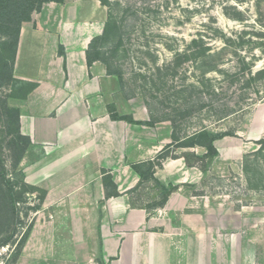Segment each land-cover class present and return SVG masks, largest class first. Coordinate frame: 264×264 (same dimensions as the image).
<instances>
[{
	"label": "crops",
	"instance_id": "crops-1",
	"mask_svg": "<svg viewBox=\"0 0 264 264\" xmlns=\"http://www.w3.org/2000/svg\"><path fill=\"white\" fill-rule=\"evenodd\" d=\"M107 17L99 0L50 1L21 25L12 72L35 87L16 105L20 132L30 139L20 167L26 182L45 190L42 211L52 215L34 222L14 264L211 262L206 244L221 238L232 245L231 233L206 218L210 197L201 195L205 172L198 163L180 152L159 160L153 177L175 187L163 202L160 191L143 201L132 191L142 179L134 165L156 162L175 141L167 121L112 117L149 120L143 106L120 111L116 76L98 60L87 63L88 44ZM227 140L214 141L219 158L217 144ZM30 148L42 149L32 161ZM181 149L206 152L199 145Z\"/></svg>",
	"mask_w": 264,
	"mask_h": 264
},
{
	"label": "rangeland",
	"instance_id": "rangeland-1",
	"mask_svg": "<svg viewBox=\"0 0 264 264\" xmlns=\"http://www.w3.org/2000/svg\"><path fill=\"white\" fill-rule=\"evenodd\" d=\"M109 1L124 25L123 43L113 58L110 43L100 41L99 51L121 74L116 77L117 107L143 106L151 125L167 121L175 142L166 146L165 155L180 152L200 165L205 172L201 195L210 197L206 218L217 226L226 223L223 231L231 233L232 245L221 238L206 244L205 256L210 251L213 258L202 264H264V0ZM15 35L13 30L5 38L0 35V180L18 182L21 167L15 160L25 141L13 133L16 105L29 83L11 76ZM202 129L217 137L228 134L216 139H228L217 142L223 159L216 147L213 156L202 146L205 157L181 149L195 140L206 143L202 134L189 137ZM30 151L32 161L42 149ZM151 190L160 191V185L144 181L136 194L143 201ZM36 195L17 206V239L28 224L51 218L42 204L33 208L39 203ZM7 230L0 225V243L8 239ZM13 246L0 244V264H12Z\"/></svg>",
	"mask_w": 264,
	"mask_h": 264
},
{
	"label": "trees",
	"instance_id": "trees-1",
	"mask_svg": "<svg viewBox=\"0 0 264 264\" xmlns=\"http://www.w3.org/2000/svg\"><path fill=\"white\" fill-rule=\"evenodd\" d=\"M50 1H55V2H63V0H0V35L6 37V34L9 30H13L15 32V40H14V45H13V54L11 57V76L13 77L12 70H13V64L15 60V54H16V47L18 43V37L20 33V28L23 22L30 21L32 18L33 13L40 11L42 8V5L46 2ZM104 6L107 7L108 9V17L107 20L104 24L103 31L100 35H97L93 37L86 49V60L88 65H91L93 61H100L102 62L105 67H106V72L108 75H114L116 77H120V71H118L117 68H115L114 62L110 60L109 57H106L104 54H101L99 49L101 46L99 45L100 41H103L104 43H110L112 47L111 50L108 52L111 54V58H113L116 53L117 49L120 45L123 43V35H124V25H122L117 17H115L112 12H111V3L109 0H99ZM4 34V35H3ZM14 78V77H13ZM15 81H19L22 83H29V87L26 90L25 95L27 92L32 90L35 87V83L33 82H28V81H23L14 78ZM24 95V96H25ZM117 113V112H116ZM112 113V117L116 119H122L129 121L131 123H137V124H148L151 125V123L148 122H140V121H135L132 119L131 116L128 115H119L117 113ZM17 129L16 132H13L16 134V137L18 138L17 140H21L22 142L25 141L24 145L21 148V153L20 156L16 158L15 164L16 167L20 166V161L26 152L28 146L30 145V139L29 137L23 135L20 132L19 129V111L17 110ZM11 133V134H13ZM198 134H202L207 138L206 143H200L198 141H192L188 145H182L180 147H188V146H204L207 149L208 155L212 154L213 156L216 155V148L214 146V141L216 139L222 138L223 136H226L228 134H223L221 136H212L208 133L206 129L199 130L198 132L194 133L193 136H198ZM186 137V138H189ZM184 138V139H186ZM182 139V140H184ZM264 140V139H263ZM181 142V141H180ZM264 141H260V145H263ZM165 155V153H161L158 155V160L156 162L149 161L147 163H141L134 165V168L136 171L142 176V179L140 180L139 185L143 182V180H153V182H156L158 185H160V194L162 197V202L166 199L168 194L175 189L174 186L170 185L169 187H165L164 185L160 184L154 177H153V172L155 166H160L159 160H161ZM205 157V155L203 156ZM206 158H209L206 156ZM190 163V162H189ZM20 175H21V181L15 182L12 181V178H3L4 180H0V213L3 214V221L0 223V225H4V227L8 228L7 231H9V236L8 239H4L1 245H14L12 248V252H14V256L12 259V264H14L20 255L22 248L28 238V235L32 229V223L28 224L26 226V229L20 234V237L17 239L15 230L13 228V225L16 223V218H18V205L20 203L27 204L28 198L27 195L33 194L34 192H37L38 195H36L39 203L35 205L33 208L39 209L44 197H45V190L31 185L25 180V175L23 170L20 168ZM109 179V177H108ZM138 185V187H139ZM137 187V188H138ZM136 188V189H137ZM136 189L132 190L135 191ZM117 194V193H116ZM29 206V205H28ZM13 229V230H12ZM16 229V227H15ZM14 231V232H13ZM11 232V233H10ZM14 236V238H12ZM11 239L12 243H9Z\"/></svg>",
	"mask_w": 264,
	"mask_h": 264
}]
</instances>
